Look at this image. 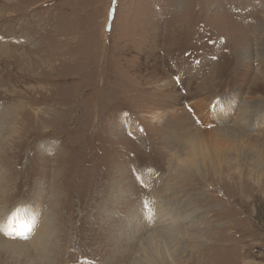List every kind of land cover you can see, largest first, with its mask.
<instances>
[{
	"label": "rangeland",
	"instance_id": "rangeland-1",
	"mask_svg": "<svg viewBox=\"0 0 264 264\" xmlns=\"http://www.w3.org/2000/svg\"><path fill=\"white\" fill-rule=\"evenodd\" d=\"M0 264H264V0H0Z\"/></svg>",
	"mask_w": 264,
	"mask_h": 264
},
{
	"label": "bare ground",
	"instance_id": "bare-ground-1",
	"mask_svg": "<svg viewBox=\"0 0 264 264\" xmlns=\"http://www.w3.org/2000/svg\"><path fill=\"white\" fill-rule=\"evenodd\" d=\"M256 82V81H255ZM255 82L253 83V85H252V87H251V89L252 90H254L253 89V86H255L256 84H255ZM255 88V87H254ZM234 134H236V132H234ZM193 144H194V141L192 142ZM191 145V144H190ZM21 213V212H20ZM19 214V213H18ZM20 215V214H19ZM14 218V217H13ZM37 239V238H36ZM37 242V241H36ZM9 243H10V246L12 247V248H14V246L16 245V244H14L15 242L14 241H9L8 242V245H9ZM18 245V244H17ZM17 248L19 247V246H16ZM20 247H22V248H26L27 249V247H28V243H20ZM21 250V249H20ZM38 250H39V252L41 253V254H43V252L45 251V248H44V246H43V244H42V242H40V245H39V247H38ZM25 251H27V250H25Z\"/></svg>",
	"mask_w": 264,
	"mask_h": 264
}]
</instances>
